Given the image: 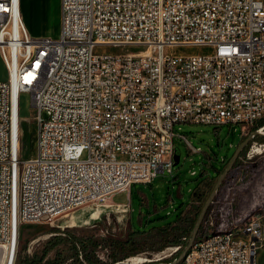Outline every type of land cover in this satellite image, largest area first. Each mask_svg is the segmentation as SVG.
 <instances>
[{"label": "built area", "instance_id": "obj_1", "mask_svg": "<svg viewBox=\"0 0 264 264\" xmlns=\"http://www.w3.org/2000/svg\"><path fill=\"white\" fill-rule=\"evenodd\" d=\"M109 45L145 49L95 52ZM178 46L214 50L167 52ZM0 54V247L15 253L23 224L173 173L176 124L243 128L264 117V0H61L57 38L30 34L20 0H0ZM22 92L36 111L30 159L16 142ZM234 225L240 233L199 235L181 261L257 264L263 214Z\"/></svg>", "mask_w": 264, "mask_h": 264}, {"label": "rangeland", "instance_id": "obj_2", "mask_svg": "<svg viewBox=\"0 0 264 264\" xmlns=\"http://www.w3.org/2000/svg\"><path fill=\"white\" fill-rule=\"evenodd\" d=\"M33 9L26 11V20L23 18L30 34L57 38L61 29L60 1L36 0ZM143 49L142 45H109L98 46L95 52L116 55ZM213 50L207 46H178L167 52L187 55L210 54ZM6 79L8 70L0 54V80ZM19 116L21 154L30 158L36 154L37 137L36 111L31 105L30 93L20 95ZM260 127L242 128L241 124L231 123L220 126L176 124L174 144L180 161L174 165L173 173H161L151 183H134L130 191L118 192L105 203L91 202L52 219L23 224L14 264H26L27 258L40 256L53 264H70L78 257L83 260L84 253L91 256L94 264H110L113 243L117 240L147 245L145 251L135 255L147 260L127 264L160 262L156 258L168 257L167 248L175 245L174 242L183 243L186 248L192 221L201 208L200 198L206 191L213 190L218 180L212 173L235 154L241 138L247 146L241 149L219 186L210 214L196 238L212 231L228 230L256 213L264 217V140L257 138L264 134L253 136ZM253 141L263 143L262 148L252 150ZM195 191L200 197L191 200ZM166 226L174 229V233L168 236L162 233ZM165 241L172 244L162 248ZM124 261L118 263H126ZM170 263L173 262L166 264ZM257 263L264 264V246Z\"/></svg>", "mask_w": 264, "mask_h": 264}, {"label": "trees", "instance_id": "obj_3", "mask_svg": "<svg viewBox=\"0 0 264 264\" xmlns=\"http://www.w3.org/2000/svg\"><path fill=\"white\" fill-rule=\"evenodd\" d=\"M256 126H262L264 125V117H261L260 119L257 120V122L254 124ZM260 140H264V137H257ZM245 140H243V138L240 139L239 145H237V148L240 147V145L244 142ZM247 145H245L243 147V149L246 147ZM234 156V155H233ZM230 157L229 161L224 165L221 166L219 169H215V173H212L215 179H218L220 177V175L223 173V171L226 169V167L228 166L229 162L231 161L232 157ZM205 171V170H204ZM203 171V172H204ZM202 172V174H203ZM222 183V182H221ZM212 192V189H210L209 191H206V193L204 195L201 196V208L198 211V215L202 209V206L204 205V203L206 202V200L208 199V197L210 196ZM218 192V190H217ZM216 192V193H217ZM200 197L199 194H196V191L193 193L191 200H198ZM210 209H211V204L207 209V212L205 213L204 219L201 223L200 226V230L203 228L204 226V221L207 219L208 215L210 214ZM198 215L196 216L195 220L192 221L191 224V228L190 231L188 232L189 235L192 234V228H193V224L195 223V221L198 218ZM171 223V222H170ZM168 223V225L170 224ZM234 226V225H233ZM233 226L231 228H233ZM22 228V227H21ZM230 228V229H231ZM214 232V231H212ZM162 233H166V235H170L174 233V229L170 228L169 226H166L163 230ZM174 240V239H173ZM177 240V239H176ZM175 240V241H176ZM169 243L172 244V242H168L165 241L161 246L162 248H165ZM173 244L175 245H181V248L178 252H176L174 255H172L170 258H166L161 260L160 262H174L179 256L180 254L183 252L184 248V244L183 243H179V242H174ZM146 243H141V242H136V241H126V240H117L113 243V260L110 264H127V263H118L119 261H124L125 259L131 257V256H135L140 252H143L146 250ZM84 259H80L79 257L76 259V261L70 263V264H94V261L91 259V256L88 255V253H84L83 254ZM26 264H53L51 261H44V256H40V257H34V258H27L26 259Z\"/></svg>", "mask_w": 264, "mask_h": 264}, {"label": "water", "instance_id": "obj_4", "mask_svg": "<svg viewBox=\"0 0 264 264\" xmlns=\"http://www.w3.org/2000/svg\"><path fill=\"white\" fill-rule=\"evenodd\" d=\"M253 135H256V133H253ZM245 142H243L240 147L238 148V150L235 152L234 156L232 157L231 161L229 162L228 166L226 167V169L223 171V173L220 175V177L218 178L216 184H215V187L214 189L212 190L210 196L208 197V199L206 200V202L204 203L199 215H198V218L193 226V229H192V234H191V237H190V240L186 246V248L183 250V252L180 254V256L172 263V264H175V263H178L179 261L182 260V258L184 257V255L186 254V252L189 250V248L192 246L194 240L196 239V236H197V233L199 232L200 230V226H201V223L204 219V216H205V213L207 212V209L208 207L210 206V204L213 202L214 200V197H215V194L219 188V186L221 185V182L224 180V178L227 176V174L230 172V170L232 169L236 159L238 158L240 152H241V149L243 148V146L245 145L244 144ZM174 160H175V164H177L179 161H180V156L177 154V152L175 153L174 155ZM154 264H164L162 262H156Z\"/></svg>", "mask_w": 264, "mask_h": 264}, {"label": "bare ground", "instance_id": "obj_5", "mask_svg": "<svg viewBox=\"0 0 264 264\" xmlns=\"http://www.w3.org/2000/svg\"><path fill=\"white\" fill-rule=\"evenodd\" d=\"M21 16H22V14H21ZM16 142H17V150L21 152L20 119H19V124H18ZM35 155L30 157V158H34ZM30 158H25V159H30ZM240 232H241V225H234L233 228L230 229V233H240ZM15 255H16L15 250H12V248L7 247V246H1L0 247V264H14ZM145 260H147V259L143 258V257L132 258V262H134V263H140V262H143ZM175 264H184V261H179L178 263H175Z\"/></svg>", "mask_w": 264, "mask_h": 264}, {"label": "crops", "instance_id": "obj_6", "mask_svg": "<svg viewBox=\"0 0 264 264\" xmlns=\"http://www.w3.org/2000/svg\"><path fill=\"white\" fill-rule=\"evenodd\" d=\"M59 1H60V10H61V0H59ZM35 2H36V0H20V9H21L22 18H25V20H26V11H28V9L33 11L34 10L33 8L35 6ZM26 27H27V24H26ZM257 261H258V257H257Z\"/></svg>", "mask_w": 264, "mask_h": 264}]
</instances>
